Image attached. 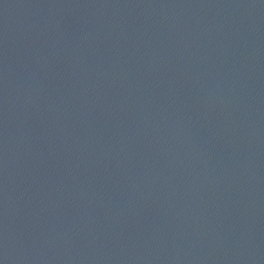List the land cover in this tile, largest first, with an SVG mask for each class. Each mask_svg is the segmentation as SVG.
Listing matches in <instances>:
<instances>
[{
    "label": "water",
    "instance_id": "1",
    "mask_svg": "<svg viewBox=\"0 0 264 264\" xmlns=\"http://www.w3.org/2000/svg\"><path fill=\"white\" fill-rule=\"evenodd\" d=\"M0 264H264V0H0Z\"/></svg>",
    "mask_w": 264,
    "mask_h": 264
}]
</instances>
